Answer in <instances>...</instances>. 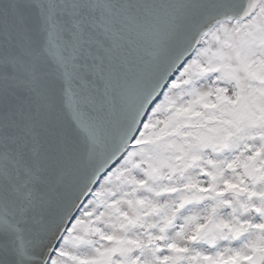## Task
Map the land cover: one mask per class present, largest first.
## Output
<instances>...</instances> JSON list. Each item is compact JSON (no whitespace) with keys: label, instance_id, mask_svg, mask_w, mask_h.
<instances>
[{"label":"snow or ice","instance_id":"snow-or-ice-1","mask_svg":"<svg viewBox=\"0 0 264 264\" xmlns=\"http://www.w3.org/2000/svg\"><path fill=\"white\" fill-rule=\"evenodd\" d=\"M0 264H264V0H0Z\"/></svg>","mask_w":264,"mask_h":264}]
</instances>
